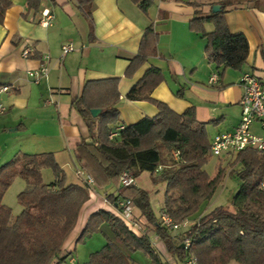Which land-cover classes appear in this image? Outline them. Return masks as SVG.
<instances>
[{
	"label": "trees",
	"instance_id": "obj_1",
	"mask_svg": "<svg viewBox=\"0 0 264 264\" xmlns=\"http://www.w3.org/2000/svg\"><path fill=\"white\" fill-rule=\"evenodd\" d=\"M36 8L38 0H27ZM91 21L94 0H70ZM147 13L157 0H129ZM195 8L200 6L192 4ZM10 0H0V24ZM225 8L206 17L193 19L189 29L205 40V54L210 62L222 69L240 71L245 65L249 46L242 34H232L225 22ZM212 26L206 32V25ZM158 35L149 26L140 41L139 49L129 61L125 78L131 79L152 57H156ZM163 82L159 69L149 68L125 95L130 102H148L157 110L153 118H142L124 126L118 137L109 135L120 123L116 105L120 100L119 79L91 82L80 97L72 102L89 134V143L95 146L105 177L116 180L122 173L134 178L148 173L155 183L166 187L162 212L180 224L192 225L184 234L191 240V252L197 264H264V155L253 150L233 154L234 164L240 166L236 177L240 181L230 208L218 207L205 215L199 210L215 194L224 177L221 168L209 178L204 167L209 160L210 140L207 124H199L194 108L178 114L166 104L152 100L153 91ZM100 115L93 118L90 111ZM177 153V159L173 154ZM231 156V155H230ZM52 153L22 154L0 167V264H66L70 255L63 245L75 229L82 207L89 200L87 185L66 184V176ZM100 158L102 161L98 159ZM158 167H162L156 173ZM49 169L53 181L45 184L41 170ZM234 172V171H233ZM19 178L25 188L17 195L21 212L14 218L3 198L14 179ZM133 188H120L131 190ZM179 194L178 203L169 198L170 192ZM106 196L108 205L116 208L119 198L132 202L134 220L139 229L131 231L122 220L104 210L93 213L77 243L95 232L104 223L112 239L98 252L92 253L85 264H132V255L142 252L149 264H160L164 259L154 248L159 242L166 256L182 264L187 252L181 246L180 236L163 228L150 205L149 194L136 190L134 196ZM117 209V208H116ZM154 239V240H153Z\"/></svg>",
	"mask_w": 264,
	"mask_h": 264
},
{
	"label": "crops",
	"instance_id": "obj_2",
	"mask_svg": "<svg viewBox=\"0 0 264 264\" xmlns=\"http://www.w3.org/2000/svg\"><path fill=\"white\" fill-rule=\"evenodd\" d=\"M215 5L221 9L226 6L229 31L242 34L248 42V57L240 71L218 69L205 54V40L189 29L193 19L208 16ZM44 10L51 14L47 27L39 24ZM149 26L158 35V55L149 58L131 79L125 78L128 60L136 56ZM212 29L208 24L204 31ZM65 45H71L74 51L62 56ZM25 48L31 51L27 59L22 57ZM41 67H46L48 74L36 85L27 74ZM152 67L163 76L152 100L166 104L178 114L194 108L196 121L207 124V135L209 128L217 131L208 136L210 141L215 135L233 132L241 116L242 76L253 74L264 87V0H157L147 13L129 0H94L90 22L70 0H38L36 8L29 6L27 0H10L4 13L0 24V86H8L10 92L1 99L6 112L0 115V139L12 145L0 167L13 159L14 151L16 155L52 153L64 173L67 168L75 172L79 183L70 184L90 188L89 200L63 245L64 253L70 256L93 213L104 210L117 216L106 196L116 197L122 192L121 196L131 197L136 190H142L136 186L130 191H119L118 180L105 177L100 163L92 157L98 156L95 146L89 143L86 125L72 102L88 83L119 79L116 109L120 123L115 129L145 117L153 118L157 110L150 103L125 100L126 93ZM213 74L218 75L219 82L210 87L208 81ZM224 105H233L236 111L220 107ZM252 131L259 133L257 124ZM88 178L91 185L86 183ZM3 204L7 206L5 195ZM163 204L162 201L160 212ZM102 229L110 235L105 234L106 238L112 239L105 223ZM153 245L157 248L161 244ZM91 254L89 251L87 257ZM69 262L75 263L72 256Z\"/></svg>",
	"mask_w": 264,
	"mask_h": 264
},
{
	"label": "built area",
	"instance_id": "obj_3",
	"mask_svg": "<svg viewBox=\"0 0 264 264\" xmlns=\"http://www.w3.org/2000/svg\"><path fill=\"white\" fill-rule=\"evenodd\" d=\"M51 21V14L44 10L41 13L39 24L47 27ZM74 48L71 45H65L61 48L62 56L73 52ZM29 48L22 51V57L27 59L30 55ZM48 70L46 67H41L36 71L28 72V77L32 82L38 85L41 80L47 77ZM219 82L218 75L213 74L209 78L208 85L210 87L216 86ZM241 86L243 88V96L240 101L241 116L240 122L236 129L230 133L218 134L212 137L210 141V154L213 157H222L226 155L237 154L245 150H253L259 154L264 155V87L253 74H244L241 78ZM10 92L8 86H0V115L6 112L1 99ZM254 124L258 125L259 133L255 134L252 131ZM123 130L119 126L109 135V139L113 140L118 137L120 131ZM178 154L174 153L173 158L177 159ZM162 167H158L156 173H159ZM92 180H86L88 185H91ZM121 188H135L136 178L128 173H122L117 181ZM260 191L264 193V182L260 186ZM117 216L124 222L127 227L136 232L139 229L138 224L134 220V211L132 202L129 199L119 200L116 203ZM160 225L169 230L174 235L180 236L181 246L187 252L186 259L182 264H197V260L191 252L192 243L184 234L188 231L192 223L185 220L176 224L171 220L170 216L165 212H160L158 216ZM160 264H176L174 260L162 259Z\"/></svg>",
	"mask_w": 264,
	"mask_h": 264
},
{
	"label": "rangeland",
	"instance_id": "obj_4",
	"mask_svg": "<svg viewBox=\"0 0 264 264\" xmlns=\"http://www.w3.org/2000/svg\"><path fill=\"white\" fill-rule=\"evenodd\" d=\"M220 107L222 108L226 107V108H229L231 111L233 110L236 111L233 105L232 106L224 105ZM215 132L217 131L212 128H209L208 136L211 137V135H213ZM11 145H12L11 143L6 144V141L3 142V139H0V161H3L5 156L8 157V155H10L9 153H11V148H10ZM12 155H16V152L14 151V154ZM232 155L231 156L226 155V156H222L219 158L213 157V156L209 157V160L207 161L204 167V170L209 176V178L215 177L220 168L224 170L225 174L215 194L209 201L205 202V204L202 205V207L199 210V214L205 215L207 213H210L212 210L218 207L230 208L231 199L237 193L240 187V181L236 177V172L240 170V166L233 165L235 157H233ZM11 160L12 158H9V160L7 161H11ZM59 161H61L60 158H59ZM0 163H3V162H0ZM42 174H43L42 177H43L44 183H51L53 181V174L51 171H49V169H44ZM65 176H66L67 184L79 183V181L76 179L75 172L71 170L70 168L65 169ZM137 178H136V186H137L136 188L142 189L146 191L147 194H149L150 205L152 207V210L155 216L157 217L160 213L159 206L162 204V201L164 202V198H165L164 197V191H165L164 185L161 183L153 182V179L150 177L148 173H143ZM113 181H115V179ZM23 185H24V181H22L19 178H16L13 180L11 185H9L10 187L5 193V203L7 204V206L9 205L8 207L11 209L12 211L11 213L14 218L16 217V215L20 213V210H21L20 206L17 203V195L24 189ZM170 193H171V198L173 202L178 203L179 194L176 191H173ZM100 230H101V227H100ZM102 230L103 231L95 232L91 236L85 237L84 239H82L76 244L75 252L74 254L71 255L75 260L74 264H85L88 261L86 260L85 257H87L89 251H91L92 253H95L102 249V247L107 242L106 236L110 237V235H107V232L105 229H102ZM154 248L157 250V252L159 251V254H161L164 259L172 260V258H169L168 256H166V253L164 252L162 245H160L157 248L154 246ZM88 258L89 257H87V259ZM148 260L149 259L145 257V255L142 252H136L135 254L132 255V264H149ZM66 264H70L69 259L66 261Z\"/></svg>",
	"mask_w": 264,
	"mask_h": 264
},
{
	"label": "water",
	"instance_id": "obj_5",
	"mask_svg": "<svg viewBox=\"0 0 264 264\" xmlns=\"http://www.w3.org/2000/svg\"><path fill=\"white\" fill-rule=\"evenodd\" d=\"M220 10H221L220 6L215 5V6L212 7L211 12H212V13H217V12H219ZM100 113H101V111H99V110H97V109H93V110L90 111V114H91V116H92L93 118H96L98 115H100Z\"/></svg>",
	"mask_w": 264,
	"mask_h": 264
}]
</instances>
